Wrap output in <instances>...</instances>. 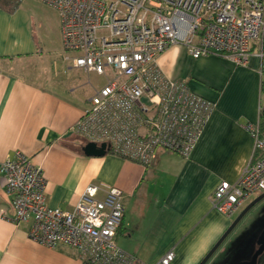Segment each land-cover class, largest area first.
I'll return each instance as SVG.
<instances>
[{
    "label": "crops",
    "instance_id": "obj_1",
    "mask_svg": "<svg viewBox=\"0 0 264 264\" xmlns=\"http://www.w3.org/2000/svg\"><path fill=\"white\" fill-rule=\"evenodd\" d=\"M40 2L52 9L46 24L45 17L35 22L20 15V7L14 13L0 9V163L16 150L26 152L44 170L48 203L64 210H72L90 184L119 187L126 206L119 246L139 264H155L170 250V264H199L252 201L230 217L212 205L216 187L235 182L253 154L245 126L259 116L261 59L253 55L244 66L212 52L195 58L184 46H171L158 58L163 71L216 103L191 155L158 148L147 166L113 152L87 155L73 127L92 96L81 94L87 85L81 74L88 75L87 83L90 76L70 68L59 12ZM47 53L59 59L48 66ZM14 213L0 171V264H83L70 246L52 248L31 239L32 220L16 225L10 220ZM237 231L206 264H231L244 250L252 254V241L236 245Z\"/></svg>",
    "mask_w": 264,
    "mask_h": 264
},
{
    "label": "built area",
    "instance_id": "obj_2",
    "mask_svg": "<svg viewBox=\"0 0 264 264\" xmlns=\"http://www.w3.org/2000/svg\"><path fill=\"white\" fill-rule=\"evenodd\" d=\"M40 1L59 12L70 68L105 77L73 130L145 166L158 148L189 157L216 108L163 71L158 58L171 46L182 45L195 58L212 52L244 66L257 55L264 74V0ZM245 127L253 154L239 178L221 182L212 198L227 217L264 192V91L257 120ZM0 171L12 195L10 220H32L31 239L70 246L83 264H139L117 243L126 207L122 189L90 184L73 209L64 210L48 203L44 170L26 152L8 155ZM174 258L170 250L155 264Z\"/></svg>",
    "mask_w": 264,
    "mask_h": 264
},
{
    "label": "rangeland",
    "instance_id": "obj_3",
    "mask_svg": "<svg viewBox=\"0 0 264 264\" xmlns=\"http://www.w3.org/2000/svg\"><path fill=\"white\" fill-rule=\"evenodd\" d=\"M20 11L19 14L23 16H28L29 19H32L36 22L37 19H43L46 24L48 14L52 13V9L48 6L42 4L38 0H22L20 4ZM45 15V16H44ZM63 49L65 53L67 51L65 50L64 46ZM47 51V50H46ZM52 52V51H49ZM44 62L49 66L56 58L53 53H47L44 57ZM82 78L85 82V86H82L80 91L81 94L85 97H89L93 95L95 89L105 82V77L103 75H100L98 73L92 72L90 76V83H87L88 75L81 74ZM84 142L87 141L84 139ZM255 198V197H254ZM245 208V207H244ZM242 210L236 215L235 219L238 217V215L241 213ZM234 219V220H235ZM237 227V237L239 240L237 241L236 245L240 243L250 242V238H253L254 244H258V240L260 237V234L264 228V199L256 203L250 211L246 214L245 217H243L239 223L236 225ZM235 227V228H236ZM245 242V243H246ZM257 264H264V252L260 255Z\"/></svg>",
    "mask_w": 264,
    "mask_h": 264
},
{
    "label": "water",
    "instance_id": "obj_4",
    "mask_svg": "<svg viewBox=\"0 0 264 264\" xmlns=\"http://www.w3.org/2000/svg\"><path fill=\"white\" fill-rule=\"evenodd\" d=\"M110 150L108 144L106 142H103L101 144H98L96 142H86L83 146V151L87 155L91 156H103L106 153H108ZM264 199V192L257 197H255L244 209L243 211L238 215V217L231 223V225L228 227V229L225 231V233L222 235V237L215 243V245L212 247V249L209 251V253L204 257V259L199 264H206L208 259L211 257V255L216 251V249L221 245V243L226 239V237L232 232V230L236 227V225L239 223V221L250 211V209L259 201ZM258 248L254 251H252V254L248 252L247 250L243 251L244 254L241 253L237 256V258L233 259L231 264H257L258 259L260 255L264 252V229L260 234L259 240H258ZM257 246V245H256Z\"/></svg>",
    "mask_w": 264,
    "mask_h": 264
},
{
    "label": "trees",
    "instance_id": "obj_5",
    "mask_svg": "<svg viewBox=\"0 0 264 264\" xmlns=\"http://www.w3.org/2000/svg\"><path fill=\"white\" fill-rule=\"evenodd\" d=\"M21 1L22 0H0V9L9 13H14L19 8Z\"/></svg>",
    "mask_w": 264,
    "mask_h": 264
},
{
    "label": "flooded vegetation",
    "instance_id": "obj_6",
    "mask_svg": "<svg viewBox=\"0 0 264 264\" xmlns=\"http://www.w3.org/2000/svg\"><path fill=\"white\" fill-rule=\"evenodd\" d=\"M263 229H264V228H263ZM262 231H263V230H262ZM249 240H251V241H252V244H254L253 238H250ZM258 246H259L258 244H257V246L254 244V247H255V248H254L253 250L255 251V250L258 248Z\"/></svg>",
    "mask_w": 264,
    "mask_h": 264
}]
</instances>
